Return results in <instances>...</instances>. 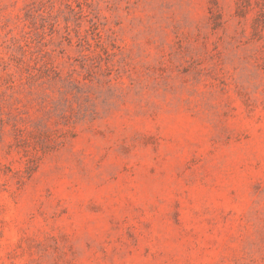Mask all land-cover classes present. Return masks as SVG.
I'll use <instances>...</instances> for the list:
<instances>
[{
    "label": "rangeland",
    "instance_id": "obj_1",
    "mask_svg": "<svg viewBox=\"0 0 264 264\" xmlns=\"http://www.w3.org/2000/svg\"><path fill=\"white\" fill-rule=\"evenodd\" d=\"M0 264H264V0H0Z\"/></svg>",
    "mask_w": 264,
    "mask_h": 264
}]
</instances>
